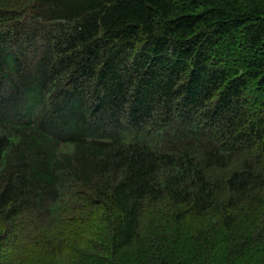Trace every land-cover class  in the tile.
Here are the masks:
<instances>
[{
    "label": "trees",
    "instance_id": "obj_1",
    "mask_svg": "<svg viewBox=\"0 0 264 264\" xmlns=\"http://www.w3.org/2000/svg\"><path fill=\"white\" fill-rule=\"evenodd\" d=\"M0 264H264V0H0Z\"/></svg>",
    "mask_w": 264,
    "mask_h": 264
}]
</instances>
